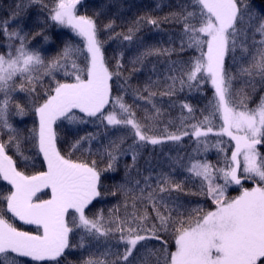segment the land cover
Returning a JSON list of instances; mask_svg holds the SVG:
<instances>
[{"label": "snow or ice", "instance_id": "snow-or-ice-1", "mask_svg": "<svg viewBox=\"0 0 264 264\" xmlns=\"http://www.w3.org/2000/svg\"><path fill=\"white\" fill-rule=\"evenodd\" d=\"M81 4L20 0L0 24V264H264V7L177 0L164 17L146 13L114 34V20L98 24L103 6L87 15ZM32 7L43 21L26 31L22 17ZM163 23L180 25L178 47L137 35ZM65 28L79 39L64 40L48 58L38 45L53 42L49 29ZM102 32L135 45L127 64L124 51L114 63L106 58ZM148 65L147 77L133 85ZM205 85L212 97L199 116L185 99H172ZM164 97L168 108L179 105V123L169 117L159 132ZM29 115L33 126L23 129ZM89 124L104 131L82 127ZM65 128L72 135L67 152L58 146ZM111 129L127 131L110 136ZM185 137L192 153L162 165L145 159L142 168L148 145L182 147ZM213 149L215 163L207 157ZM40 157L44 170L25 171ZM122 157L129 158L123 179L106 186L102 177L114 181L105 173L118 172ZM232 186L239 195H228ZM189 195L210 205L190 207L182 199ZM107 196L118 203L97 209Z\"/></svg>", "mask_w": 264, "mask_h": 264}, {"label": "trees", "instance_id": "trees-1", "mask_svg": "<svg viewBox=\"0 0 264 264\" xmlns=\"http://www.w3.org/2000/svg\"><path fill=\"white\" fill-rule=\"evenodd\" d=\"M20 0H0V24L5 19H9L11 17V13L15 8V5L19 3ZM177 3V0H82V4L78 5V11L80 14H87L93 15L96 11L101 9L103 6V10L101 15L97 18L98 24L101 26L108 22L109 19L115 21L114 25V34L115 33H126L128 26L131 22L137 18L138 16H142L150 14L152 16L164 17L169 13V11L174 10V6ZM255 4L259 7H264V2L262 0H255ZM43 21L42 14L39 13L36 7H32L28 10L27 15L22 17V26L26 31L28 30H35L38 23ZM21 21L18 20L17 23ZM179 32H180V25L172 24V23H163L160 26L159 30H156L151 25H145L142 30L137 34L139 37H142L146 42L151 44L159 43L162 47H172L179 45ZM49 35L52 36L53 42L47 45H44L41 42L43 48L47 49L45 55L48 58H51L57 54L60 46L62 45L64 40L71 39L73 42L77 41L79 38L75 37L73 33L69 29H49ZM101 38L106 41L105 43V54L106 58L110 61V63H114V57L120 52L124 51V62H127L131 59V57L135 54V45H130L127 41H122L120 37H116L115 39H109L108 34L102 32ZM170 38L175 42V44H170ZM39 39V38H37ZM3 40H0V45L4 44ZM36 44V41L32 42ZM184 59H187V54H181ZM156 59V58H153ZM167 59V57L161 58ZM172 59H177V57H172ZM158 69L161 71L164 69V65L160 64L157 65ZM152 65H148V67L140 73H136L132 77V84L137 85L141 84L144 79L147 77L149 72L151 71ZM127 75V72L125 73ZM115 94V90H114ZM19 97L22 103H28L29 101L25 98L24 93H19ZM212 97V89L209 85L204 86L203 92L193 91L189 93L188 89L185 88L184 92L179 93L177 97H173V100H179L181 98L185 99L187 102L192 104L197 109V116H199L200 109L204 108L207 104L208 100ZM168 97H164V108H165V122L159 125V132H162L167 120L169 117L175 120L176 124L179 123L178 117L180 115V108L177 105L174 108L167 107ZM125 100L128 103H132V96L129 94L125 96ZM185 114H187L185 112ZM138 117L142 115L141 110L137 109ZM18 121L20 120L19 117L16 118ZM24 123L21 125L23 129H28L33 126V117L31 115L26 116L23 118ZM87 131L90 132H97L100 131L101 133L104 129L97 128L93 124L82 126ZM169 130H174L171 126H169ZM63 133L62 143L58 146L61 148L62 151L67 152L68 150V142L71 141L72 135L67 130V128L61 130ZM127 130L125 129H111L109 135H112V132H115L117 135L125 133ZM156 131V130H154ZM81 135L84 134L83 131L80 133ZM114 138V137H112ZM211 140H215V137L210 136ZM227 139V138H225ZM130 142V141H129ZM195 147L194 142H192L188 137H185L182 142V147L178 146L175 142L167 141L162 145L155 146L153 150V146L148 145L146 149H144V157L141 159V166L142 168L145 167V159L151 160L153 165H162L166 159L169 157H175L178 153L180 156H185L186 154L192 153L193 148ZM78 156L79 154H75ZM207 157L213 163L217 160V153L213 149L207 153ZM127 157H122L121 162L119 164V171L116 173H105L107 177H115V180L112 179H104L102 177V182L111 187L114 182L118 183L123 179L124 176V162L128 160ZM40 162L35 165V167H29L25 169V171L29 173H34L36 171L44 170V165L42 163V157L39 158ZM186 175V174H185ZM245 186L249 187L250 184L245 181ZM192 188V191H196V188L192 185H189ZM229 196H236L239 195V188L238 186H232L228 190ZM182 199L184 201L191 202L190 207H196L197 205L207 208L210 205V201L205 200L200 196L189 195L183 196ZM118 203L116 197L107 196L105 199L100 200L96 207L97 209L103 208L106 212L108 209L114 207ZM95 211V209L93 210ZM121 212L123 209L121 208ZM17 225L24 229H30L31 226L23 225L19 221L16 222ZM79 237H76V240L73 242H78ZM155 243V242H154ZM75 257H69V260H74ZM65 264H68V261H65Z\"/></svg>", "mask_w": 264, "mask_h": 264}]
</instances>
